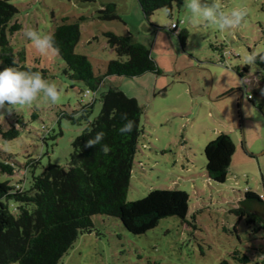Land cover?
Masks as SVG:
<instances>
[{
    "label": "rangeland",
    "instance_id": "1",
    "mask_svg": "<svg viewBox=\"0 0 264 264\" xmlns=\"http://www.w3.org/2000/svg\"><path fill=\"white\" fill-rule=\"evenodd\" d=\"M7 1L18 10L14 22L21 25L10 37L15 54L24 51L25 66L45 71L60 99L53 104L41 93L32 105L0 109L2 131L20 129L15 139L0 134V149L17 164L13 176L0 173V183L28 188L33 172L25 165L30 159L38 162L35 176L48 164L67 169L72 142L86 127L84 121L72 124L61 118V113L71 114L90 103L89 96L84 97L88 87L69 80L53 50L42 53L25 36L29 29L52 34L67 19L78 23L75 53L88 58L95 75L117 59L107 45V33L131 36L143 44L161 71L135 78L112 76L94 93L90 122L101 110L102 93L111 87L142 109V134L126 201L141 200L153 190H179L190 197L185 221L165 218L138 236L116 218L94 216L93 232L78 236L60 264H242L233 259L242 256L249 259L246 264H264V227L255 231L260 225L247 224L232 213L248 189L264 195V84L254 63L247 61L249 54L264 60V0H217L226 11H247L241 26L230 30L193 25L183 0L170 14L179 23L177 33L168 31L171 18L165 9L147 20L137 0ZM108 4L114 5L116 19L101 17ZM181 31L187 34L184 48L178 38ZM20 120L24 126L17 123ZM220 133L229 135L235 147L223 184L208 178L204 155L205 146Z\"/></svg>",
    "mask_w": 264,
    "mask_h": 264
},
{
    "label": "trees",
    "instance_id": "2",
    "mask_svg": "<svg viewBox=\"0 0 264 264\" xmlns=\"http://www.w3.org/2000/svg\"><path fill=\"white\" fill-rule=\"evenodd\" d=\"M137 3L145 19L149 20L161 9L170 16L173 6L179 7L183 0H137ZM114 10V5L108 4L100 12L101 17L116 19ZM17 14L16 7L7 0H0V61H3L0 69L14 63L21 70L36 72V67L24 65L25 52L15 54L11 45L10 37L21 30V25L14 22ZM170 20V24L176 23L178 27L177 21ZM51 35L59 49L53 51L65 64L69 80L85 83L93 97L90 103L80 105L78 111L61 113V118L72 124L86 123L85 129L72 142L67 169L48 164L40 175L35 176L33 170L38 162L30 159L25 165L33 172L28 188L11 185L8 181L0 183V264H60L78 236L93 232L92 218L96 215L116 218L128 233L138 236L154 229L165 218L177 217L185 221L189 210L190 197L179 190H153L141 200L126 201L133 158L142 134V109L136 100L111 87L100 97L98 116L89 121L96 100L94 93L104 79L112 76L135 78L147 73L161 75L150 51L131 36L107 33V45L117 59L107 63L103 74L95 75L88 58L75 53L80 37L78 23H67L64 19ZM178 38L184 48L186 32H179ZM254 65L259 82L264 84V60L256 56ZM235 71L242 76L240 69ZM242 72L247 73V68ZM40 73L45 76V71ZM89 90L84 97L88 96ZM128 119L135 121L134 129L130 134L121 135L119 128ZM17 123L24 126L21 120ZM101 131L105 135L100 143L86 146L87 141ZM19 133L20 129L15 126L6 132L0 128L5 140L15 139ZM105 146H108L107 152ZM234 152L233 141L225 133L218 134L205 146L206 172L212 182H226ZM16 169L12 155L0 149V173L13 176ZM261 196L264 197L248 189L238 207L232 210L239 220L260 225L255 231L264 227V199ZM233 259L242 264L249 262L246 256ZM219 264L229 263L224 260Z\"/></svg>",
    "mask_w": 264,
    "mask_h": 264
},
{
    "label": "clouds",
    "instance_id": "3",
    "mask_svg": "<svg viewBox=\"0 0 264 264\" xmlns=\"http://www.w3.org/2000/svg\"><path fill=\"white\" fill-rule=\"evenodd\" d=\"M185 7L189 10L188 17L190 23L196 26H214L219 30L233 29L241 26L247 16L246 9L234 7L231 10L222 9L217 0H185ZM25 36L31 40L40 52L45 53L49 50L58 51L55 37L51 34H41L40 32L29 29ZM249 64L256 61L255 54H249L247 57ZM3 61H0L2 64ZM43 93L51 103H56L60 99V91L54 83H50L40 72L25 71L13 66L0 69V109L8 107L11 111L12 106H29L37 100ZM91 99L93 93L89 90L86 93ZM125 118L127 114L125 113ZM135 121L128 119L122 127L119 128L121 135L132 133ZM104 132H98L94 139L87 141L86 146L100 143L104 137ZM108 146L104 147L107 152Z\"/></svg>",
    "mask_w": 264,
    "mask_h": 264
},
{
    "label": "crops",
    "instance_id": "4",
    "mask_svg": "<svg viewBox=\"0 0 264 264\" xmlns=\"http://www.w3.org/2000/svg\"><path fill=\"white\" fill-rule=\"evenodd\" d=\"M173 17H171V19H172ZM173 20V19H172ZM174 21V20H173ZM176 22V21H175ZM171 24H169V26H170ZM169 26H168V28H169ZM178 30H179V23H178V27H177V29H175V30H169L168 29V31L169 32H171V33H177L178 32ZM257 194H259V195H263V194H260V193H257Z\"/></svg>",
    "mask_w": 264,
    "mask_h": 264
},
{
    "label": "built area",
    "instance_id": "5",
    "mask_svg": "<svg viewBox=\"0 0 264 264\" xmlns=\"http://www.w3.org/2000/svg\"><path fill=\"white\" fill-rule=\"evenodd\" d=\"M169 30H175V29H177V25H176V23H172L170 26H169V28H168ZM261 198H263L264 199V197L263 196H261Z\"/></svg>",
    "mask_w": 264,
    "mask_h": 264
}]
</instances>
